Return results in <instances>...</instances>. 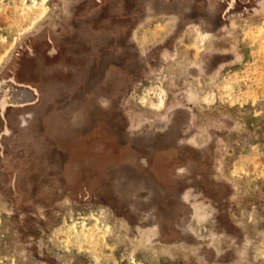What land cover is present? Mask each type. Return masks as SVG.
<instances>
[{"label": "rangeland", "instance_id": "rangeland-1", "mask_svg": "<svg viewBox=\"0 0 264 264\" xmlns=\"http://www.w3.org/2000/svg\"><path fill=\"white\" fill-rule=\"evenodd\" d=\"M0 264H264V0H0Z\"/></svg>", "mask_w": 264, "mask_h": 264}]
</instances>
